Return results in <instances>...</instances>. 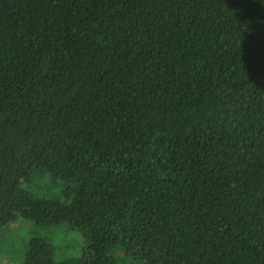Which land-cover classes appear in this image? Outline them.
<instances>
[{"label": "trees", "instance_id": "1", "mask_svg": "<svg viewBox=\"0 0 264 264\" xmlns=\"http://www.w3.org/2000/svg\"><path fill=\"white\" fill-rule=\"evenodd\" d=\"M38 171L71 202L24 189ZM17 216L87 245L33 237L21 264H264V0H0V231Z\"/></svg>", "mask_w": 264, "mask_h": 264}, {"label": "rangeland", "instance_id": "2", "mask_svg": "<svg viewBox=\"0 0 264 264\" xmlns=\"http://www.w3.org/2000/svg\"><path fill=\"white\" fill-rule=\"evenodd\" d=\"M22 187L35 197L71 202L67 195V184L60 178H53L46 171H38L22 182ZM46 238L55 248L54 259L80 257L87 247L84 237L72 229L67 222L60 224H39L34 220L17 216L0 231V264H21L31 238ZM120 257L124 258L122 254ZM127 259V257H125ZM128 264V263H127Z\"/></svg>", "mask_w": 264, "mask_h": 264}]
</instances>
